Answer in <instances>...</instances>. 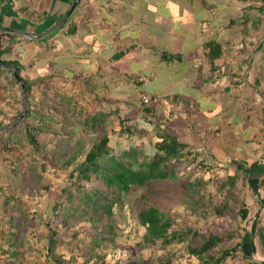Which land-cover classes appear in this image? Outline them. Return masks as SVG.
Here are the masks:
<instances>
[{
    "label": "crops",
    "instance_id": "obj_1",
    "mask_svg": "<svg viewBox=\"0 0 264 264\" xmlns=\"http://www.w3.org/2000/svg\"><path fill=\"white\" fill-rule=\"evenodd\" d=\"M74 1L0 0V41L13 40L2 57L17 59L24 76L43 77L36 96L58 87L72 97L77 120L101 111L116 149L133 141L128 127L150 152L159 128L190 150L216 155L218 145L224 156L262 162L264 147L252 144L264 142L257 96L264 81L255 77L264 65V0H80L52 28ZM13 30L47 32L32 40ZM212 43L222 49L214 69L205 47ZM138 75L150 79L141 83Z\"/></svg>",
    "mask_w": 264,
    "mask_h": 264
},
{
    "label": "rangeland",
    "instance_id": "obj_2",
    "mask_svg": "<svg viewBox=\"0 0 264 264\" xmlns=\"http://www.w3.org/2000/svg\"><path fill=\"white\" fill-rule=\"evenodd\" d=\"M261 62L257 65L258 73L255 72V77H264V66ZM12 88L16 87L12 86ZM15 93L16 90L11 89L9 85L4 87L0 85V109L7 119L12 117L18 108L17 99H13ZM257 96L262 99L259 91ZM11 122H17L16 117L11 119L8 125L12 124ZM61 122V116H58L53 126L61 127ZM73 126H70V130H75L73 136L76 137L100 134V130L85 132L78 125ZM134 131V135L127 133V136H134L132 145H138L135 143L137 130ZM62 135V144L68 146L76 141L71 137L67 140L69 134L66 130ZM48 136L39 135L36 148L25 139H21L20 143L14 145L13 153L5 152V142L0 145V264H7L9 259L14 264H61L56 259H62L65 264H84L89 252L99 254V260L94 264H162L166 259H169L171 264L178 262L206 264L205 261L188 254V244L195 245L199 243V237L210 234L221 236L230 233L234 235L231 239L213 248L216 253L222 249L237 248L231 251L222 264H250L247 261L251 260L255 263L264 261V240L259 236L260 233L264 234V170H260L262 174L256 170L248 171L246 175L238 172L236 168L232 169L229 162L224 169L223 166L216 165L217 162L215 163L213 158L204 154L207 149H202L201 152L197 151V154L203 152L199 157L196 156L199 162H196L197 158H193L190 162L179 165V180L158 181L151 183L149 187L132 189L129 193L121 195L120 202L113 201L109 204L112 200L102 201V189L98 194H94L95 183L83 181H80V184L69 183L75 180L77 173L74 172L73 177H70L68 169L59 168L57 157L49 153V147L44 145L49 143ZM110 143V147L116 149L114 144ZM90 144L91 142H88L86 147L88 148ZM127 144H120L117 152L122 147L125 149ZM263 144L264 142L257 143L255 146L254 143L252 146L260 150V147H264ZM215 146L212 150L215 151L216 156L219 157L217 151L224 156L225 150L218 145ZM83 155L81 153L77 159L79 160ZM203 156L207 158V163H204L206 158L203 160ZM258 157L262 158L260 162L263 163L262 165L258 163V159L254 162L250 159L248 166L253 167L256 164L263 166L264 149L259 151ZM10 165H12L11 169L16 166L17 171H9ZM227 168L237 174V179L233 186L227 185L223 188L218 183ZM30 169H35L39 173L38 183L29 182L32 174ZM208 176L214 177V184L210 181V184L201 185L198 191H194L198 187L194 190L189 189L192 182L200 180V177L206 179ZM256 178L258 184L252 189L249 184L256 182ZM66 185V193L69 194L70 199L66 198V193L61 192L62 187ZM91 187H93V198H101L95 200V203L103 202L111 205L112 216L108 219L102 216L104 219L101 222L94 221L96 216L86 211L89 205L86 208L82 207L77 222L73 224L62 222L61 217L58 216L59 207L54 211L52 209L54 201H59L61 206L77 203L76 198H80L82 188L87 190ZM143 193L155 200L163 210L169 211L174 227L179 225L197 230L199 237L193 239V242L187 238L167 245H164L160 239L145 240V226L137 217L138 205L143 202V198L140 197ZM195 200L199 201L198 206L192 203ZM221 205L223 208H220ZM215 207L221 211L219 215L216 214ZM243 207L248 210L245 219L240 214V209ZM106 225H111L112 229L106 228ZM50 230H55L56 235L53 251L48 253L46 247ZM245 233H252L249 237L252 246L248 248V251H251L250 260L242 255L237 246ZM15 234L20 244L17 247L19 254L16 257H9L7 238L14 237ZM101 238L103 240H100ZM92 239L99 243L94 244ZM88 264L93 263L89 260Z\"/></svg>",
    "mask_w": 264,
    "mask_h": 264
},
{
    "label": "trees",
    "instance_id": "obj_3",
    "mask_svg": "<svg viewBox=\"0 0 264 264\" xmlns=\"http://www.w3.org/2000/svg\"><path fill=\"white\" fill-rule=\"evenodd\" d=\"M260 11H264V3L261 5ZM8 36L11 39L13 37L9 34ZM12 45L13 40L7 41L4 45L2 41H0V62L2 64L12 66L16 70L19 77V79H16L12 71L0 67V85L15 86L16 88H12L16 90L13 99H17L18 103V108L15 110V113L12 117H8V119L0 109V145L2 146V142H5V152L13 153L12 149L15 148L14 145L20 143L21 139H25L33 148H36L38 146V136L49 135V143L44 145L49 147V153H52L55 157H57L56 161L59 163V168H61V170L63 168L68 169L70 177H73L74 172L77 173L75 180L69 181V183L71 185L80 184V181L95 183L94 194H98V191H101L102 189V201L112 200L109 204L113 201L120 202L121 195L129 193L132 189L146 186L149 187L151 183L158 181L164 182L167 180H179V165L190 162L193 158H197L203 153L197 154V151L187 149L188 147L186 143L181 142L174 134L168 132V130L159 128L157 129V132H159L156 134L157 140L152 143L150 152L145 151L137 144L132 145V141L128 142L125 149L122 147L118 149L119 152H117V149L110 147L109 132L107 131L109 121L106 120L107 116L104 113L98 111L92 115H85L82 119H74L72 117L73 112L79 111L74 108L75 104L72 103V97L61 93V90L55 86H53L54 88L50 95H47L46 93H44V95L40 93V97L35 95L34 88H36V85L42 81L43 77L30 78L28 76H24L21 74L22 65L17 59L2 57L3 52L9 51ZM205 47L209 48L207 59L210 67L214 69V60L222 53L221 46L212 43L206 44ZM260 48L261 45L259 46V49ZM247 63L248 59H246L241 66H247ZM241 66L239 68H241ZM243 76L244 74L240 76L241 82H243ZM19 80H22L24 85L26 112L20 120L8 125L11 119L17 117L22 112L20 99L21 88ZM258 80L262 82L264 81V77L259 78ZM259 93L262 97L259 104L260 108L258 109L260 112L259 116L260 118L262 117V121L264 122V90L259 91ZM58 116H61V127L53 126L55 118ZM120 123L121 121H119V124ZM5 125L7 126L4 127ZM73 125L83 127L85 132H98L100 130V134L97 133L90 134L87 137H84L83 135L76 137L73 136L75 130H70V126L72 127ZM65 130L67 134H69L67 140H69L70 137L76 140L73 144L68 146L61 143V139L63 137L62 133H64ZM123 132L134 135L133 129L131 130L128 127ZM88 142H91V144L87 148L86 146ZM81 153L84 155L78 160L77 156ZM204 154L213 158V161H215V163L217 162L216 165L219 167L223 166L225 169L227 162H229L232 169L236 168L238 172H243L246 175L248 171L252 170V168L254 171L259 170V172L261 169L264 170V165L261 166L263 163H259L261 165L256 164L251 168V170H249L250 166H248L249 164L246 157L240 158L238 154L232 155L231 157L222 156L221 158L223 160L218 158L209 150H207ZM205 158L206 157L203 156V160ZM196 162H199L198 158ZM204 163H207V158ZM11 166L12 165H10L9 171H17L16 166H13L12 169ZM30 170L32 174L29 182L38 183L40 179L39 173L36 172L35 169ZM259 174H262V172ZM34 176L36 179H34ZM236 179L237 174L228 169L225 174L220 177L218 185L223 188L227 185L233 186ZM210 181L214 184V177L208 176L206 179L200 177V180L195 183H191L189 189L192 188V190H194L195 187H198L197 190H194L198 191L201 185H205L206 183L210 184ZM257 182L258 179L256 178V182L253 181L252 184H249L250 187L255 189L256 184H258ZM92 188L93 187L87 188V190L82 188L80 191V198H76L77 203H72L69 206H61L59 201H54L52 209L54 211L59 207L60 211L58 216L61 217L62 222L67 221L70 224L77 222L80 218V212L83 210L82 207L86 208L89 205V209L86 211L87 213L92 212L94 216H96L93 219L94 221L98 220L101 222V220L103 221L104 219L102 216L107 219L112 216L111 205L104 204L103 202L100 204L95 203V200H101V198H93ZM66 189L67 185L62 187L61 192L66 193ZM68 196L69 194L66 193V198L70 199ZM185 196L186 194H184V197ZM140 197L143 198V202L138 205L137 217L138 221L145 226V240L153 241L160 239L164 245H167L173 241L181 242L187 238L191 239L190 242H193V239L199 237L197 230L189 227L183 228L179 225L174 227L173 220L169 216V211L163 210L162 207H160L151 197L145 193L141 194ZM192 203L198 206L197 203H199V201L195 200ZM220 208H223V206L221 205ZM215 212L218 215L221 213L218 207H215ZM247 213L248 210L246 207L240 209V214L243 219L247 217ZM106 228L111 230L112 226L106 225ZM50 231L51 234L47 240L46 247L48 253L53 251L54 236L56 235L55 230ZM226 235L227 234L219 236L210 234L206 237H199V243H195V245H191L193 243L188 244L187 252L188 254L195 256L197 259L205 261L206 264H222V262L226 260V257L231 254L232 250H237L236 247H232L230 249H222L219 253L213 251L214 247L228 241L234 236L232 233L227 236ZM251 236L252 233H245L241 241L237 243L242 255L248 260H250L249 254L251 252L248 251V248L252 246L249 238ZM259 236L262 240H264V234L260 233ZM95 240L92 239L91 241H93L94 244L99 243V241ZM100 240H103V238ZM7 242L9 244L7 255H9V257H16L19 254L17 247L20 245L16 234L14 237H8ZM93 258H95L94 261ZM89 260H91L94 264L97 260H99V254L89 252V257L84 261V264H88ZM56 261L61 264H65L62 259H56ZM247 262L250 264H264V261L255 263L250 260ZM7 264H14V262L9 259ZM162 264L171 263L169 259H166L162 262ZM177 264L184 263L178 262Z\"/></svg>",
    "mask_w": 264,
    "mask_h": 264
},
{
    "label": "water",
    "instance_id": "obj_4",
    "mask_svg": "<svg viewBox=\"0 0 264 264\" xmlns=\"http://www.w3.org/2000/svg\"><path fill=\"white\" fill-rule=\"evenodd\" d=\"M79 1H80V0H75V1L71 4V6L69 7V9L65 12V14H64L62 17H60V19H59L58 21L55 22V24L52 26V28H54V27H56V26H58V25H62V24H64V23L68 20V18L70 17V15L72 14L73 10L75 9V7H76L77 4L79 3ZM52 28H51V29H52ZM8 31H9V30H8ZM13 32H15V33H17L18 35H21V36H23V37H25V38H27V39L38 40V39H40V37H41L44 33L47 32V30H46L44 33H41V34L39 33V34H37V35H34V34H32L31 32H26V31H22V32H20V31H15V30H13ZM0 67L12 71L14 77H15L16 79H19L16 70H15L12 66L7 65V64H2V63L0 62ZM19 85H20V88H21L22 112H21L20 115H18V116L16 117V121H18L19 119H21V118L24 116L25 112H26V108H25V93H24V85H23L22 80H19ZM11 123H12V122H11ZM252 164H253V163H252ZM251 166H252V165H250V168H251ZM251 240H252V239H251Z\"/></svg>",
    "mask_w": 264,
    "mask_h": 264
},
{
    "label": "built area",
    "instance_id": "obj_5",
    "mask_svg": "<svg viewBox=\"0 0 264 264\" xmlns=\"http://www.w3.org/2000/svg\"><path fill=\"white\" fill-rule=\"evenodd\" d=\"M137 79L141 83H147L150 78L146 75H138ZM140 99H141V102L145 105L149 103V97L144 93L140 94Z\"/></svg>",
    "mask_w": 264,
    "mask_h": 264
},
{
    "label": "bare ground",
    "instance_id": "obj_6",
    "mask_svg": "<svg viewBox=\"0 0 264 264\" xmlns=\"http://www.w3.org/2000/svg\"><path fill=\"white\" fill-rule=\"evenodd\" d=\"M62 31V30H61ZM58 36V35H57ZM53 42V41H52Z\"/></svg>",
    "mask_w": 264,
    "mask_h": 264
}]
</instances>
